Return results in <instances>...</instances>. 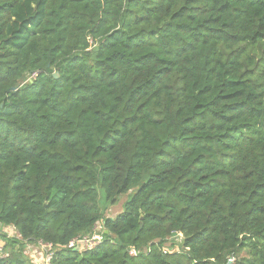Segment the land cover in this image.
Wrapping results in <instances>:
<instances>
[{
	"label": "trees",
	"instance_id": "trees-1",
	"mask_svg": "<svg viewBox=\"0 0 264 264\" xmlns=\"http://www.w3.org/2000/svg\"><path fill=\"white\" fill-rule=\"evenodd\" d=\"M0 105V225L51 264H264V0H0Z\"/></svg>",
	"mask_w": 264,
	"mask_h": 264
},
{
	"label": "built area",
	"instance_id": "built-area-1",
	"mask_svg": "<svg viewBox=\"0 0 264 264\" xmlns=\"http://www.w3.org/2000/svg\"><path fill=\"white\" fill-rule=\"evenodd\" d=\"M33 78H35V75L31 77V79ZM103 234L105 233L102 225L97 224L94 226L90 235L77 237L71 240L67 245V249L91 252L102 244ZM10 240L24 243L23 254L30 258L33 264H51L55 253V247L52 244L44 243L42 241L24 242L16 228L3 225H0V259L8 257L7 242ZM137 255V251H129L130 257L134 258Z\"/></svg>",
	"mask_w": 264,
	"mask_h": 264
},
{
	"label": "rangeland",
	"instance_id": "rangeland-1",
	"mask_svg": "<svg viewBox=\"0 0 264 264\" xmlns=\"http://www.w3.org/2000/svg\"><path fill=\"white\" fill-rule=\"evenodd\" d=\"M98 193H99V199H100V206L102 208H106L104 215H105V217H109V218H113L116 215L122 213L125 203L130 199V194H128V195L121 197L115 205H109L108 206L104 202L105 197L103 195L102 190L99 189ZM176 248H179V241L176 243ZM179 250H180V248H179ZM229 262H230L229 264H234L235 259L232 258L231 260H229Z\"/></svg>",
	"mask_w": 264,
	"mask_h": 264
},
{
	"label": "water",
	"instance_id": "water-1",
	"mask_svg": "<svg viewBox=\"0 0 264 264\" xmlns=\"http://www.w3.org/2000/svg\"><path fill=\"white\" fill-rule=\"evenodd\" d=\"M54 78L57 79V78H58V75H55ZM2 108H3V106L0 105V109H2ZM174 236H175V234H174ZM229 263H230V262H228V264H229Z\"/></svg>",
	"mask_w": 264,
	"mask_h": 264
}]
</instances>
